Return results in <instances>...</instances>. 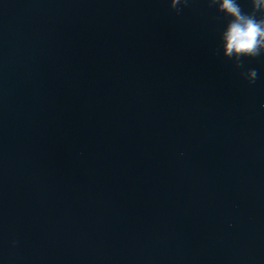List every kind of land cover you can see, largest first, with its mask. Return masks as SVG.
<instances>
[{"label": "water", "instance_id": "obj_1", "mask_svg": "<svg viewBox=\"0 0 264 264\" xmlns=\"http://www.w3.org/2000/svg\"><path fill=\"white\" fill-rule=\"evenodd\" d=\"M209 4L0 0V264H264V54Z\"/></svg>", "mask_w": 264, "mask_h": 264}, {"label": "clouds", "instance_id": "obj_2", "mask_svg": "<svg viewBox=\"0 0 264 264\" xmlns=\"http://www.w3.org/2000/svg\"><path fill=\"white\" fill-rule=\"evenodd\" d=\"M171 8L179 15L188 0H170ZM252 11L245 12L238 0H210V7H216L228 22L220 32L219 39L223 55L241 68L244 59L264 54V0H251ZM241 75L250 83L255 82L257 71L252 69Z\"/></svg>", "mask_w": 264, "mask_h": 264}]
</instances>
